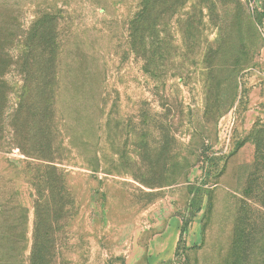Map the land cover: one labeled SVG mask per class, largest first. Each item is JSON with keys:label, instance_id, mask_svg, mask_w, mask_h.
Instances as JSON below:
<instances>
[{"label": "rangeland", "instance_id": "1", "mask_svg": "<svg viewBox=\"0 0 264 264\" xmlns=\"http://www.w3.org/2000/svg\"><path fill=\"white\" fill-rule=\"evenodd\" d=\"M155 1V41L172 48L164 96L178 97L203 116L207 84L221 83L219 95L212 94L216 120L199 125L195 142L196 126L187 117L177 121L179 163L196 151L187 177L176 173V184L149 187L122 172L107 174L105 166L100 172L63 166L66 187L59 204L39 186L40 162L12 146V115L24 85L16 62L34 31L47 21L55 34L58 20L57 40L71 53L67 60L77 64L84 48L90 74L104 73L106 114L137 117L131 140L118 129L119 164L135 161L150 177L162 169L155 160L168 153L162 133L145 137L142 118L164 113L160 83L143 73L141 62L122 54L139 0H0V264H32L37 249L50 251L51 264H264V0H181L165 13L160 9L169 0ZM196 29L208 43L228 46V53L248 61L236 79L230 73L235 58L228 54L208 69L205 56L194 66L187 62ZM97 95L95 86L86 94L65 92L64 116L77 120L79 114L84 125L94 121ZM108 135L103 131L98 147L103 164L112 158ZM64 155L82 162L77 151ZM247 190L255 195L246 197ZM48 233L54 249L43 244Z\"/></svg>", "mask_w": 264, "mask_h": 264}, {"label": "trees", "instance_id": "2", "mask_svg": "<svg viewBox=\"0 0 264 264\" xmlns=\"http://www.w3.org/2000/svg\"><path fill=\"white\" fill-rule=\"evenodd\" d=\"M163 1V0H162ZM181 0H169L168 3L163 1V6L160 10L162 13L168 11L171 7L179 5ZM238 3V2H236ZM155 0H139L138 12L127 24V38L126 44L123 46V56L127 59L134 58L142 63V71L149 78L160 83L156 87L158 96L160 97L164 113L151 115L147 112L142 118L144 121L145 137L149 136L150 132L159 131L162 133V140L167 144L166 156L157 158L156 164L162 169L154 171L150 177H147L142 168L137 166L135 161L127 160L120 165L119 158V137L117 135L118 129L123 132V136L127 140H131L136 135V119L134 115L123 116L113 113L112 110L107 113V107L110 104L106 99V86L104 73L97 70L95 75H91L87 66L88 58L86 49H81V58H77V64L72 58L67 60L69 50L65 48L57 39L60 32L58 30L59 21L55 24V34L50 33V28H47V21L41 25L34 32L33 41L24 46V58L18 60L16 64L21 67V72L24 76L21 95L19 96V106L12 115V146L19 149L27 158L38 160L43 170V176L39 181L41 190L50 191L47 199H55L59 204L64 201L65 193V169L63 166H78L85 170L94 172L103 171V166L107 167L105 170L107 174L120 176L123 175L134 176L142 185L154 187L176 184L179 179L178 174L182 173L183 178L188 175V169L193 165L192 161L195 158L196 148L188 158H183V162L179 163V158L175 156L176 148V130L177 121H182L187 117L189 124H194V132L192 135V142L198 141L200 138L199 125L210 123L216 120L217 110L212 103V94L216 97L219 95L218 90L221 83L213 86L207 84V97L203 116L195 115L192 108L184 106L178 97L164 96L167 92L166 78L171 71L170 57L171 47L167 42L155 41ZM191 27V26H190ZM193 27V25H192ZM196 34L193 35V41L189 44V51L192 58L188 59L194 66L195 62H199L204 56L206 57V69L213 68V63L217 60H226V55L234 57V65L231 66V77L236 79L238 74L245 69L248 61L241 62L236 54L226 51L227 47L218 44L217 42L208 43V40L196 29ZM53 36V38H52ZM55 37V38H54ZM38 41H34L37 39ZM226 44V43H225ZM178 50V47H173ZM232 49V48H231ZM230 50V47H229ZM66 54V55H65ZM203 64V60L201 61ZM190 64V65H191ZM181 65L177 72H180ZM222 68V66H218ZM187 68L184 67V71ZM220 70V69H218ZM214 72L207 74L208 81L215 79ZM181 75V74H180ZM191 76H189L190 78ZM180 78H183L180 77ZM220 79V78H219ZM218 79V80H219ZM226 81V80H225ZM224 81V82H225ZM96 88L97 100L95 107L99 113V117L94 121H89L86 125L80 122V115L78 119H70L64 116L61 104L63 94L65 92H73L75 95L79 93H90L92 87ZM232 90V89H231ZM179 94V91H178ZM215 97V98H216ZM114 102L113 107H117ZM150 106V105H149ZM60 107V109H59ZM149 109V108H148ZM149 111V110H148ZM107 115V117H106ZM88 118V116H87ZM87 126V128H85ZM109 133V144L111 148L109 153L112 155L108 164L104 162L106 157L100 156L99 142L101 135ZM2 133V126H0V134ZM203 133V132H202ZM1 139V136H0ZM68 141V146L64 147V142ZM204 144V143H203ZM77 151L82 157L81 164H77L71 156H65L66 150ZM198 157V156H197ZM163 159H166L170 169L165 174V167L161 166ZM258 166H261L259 162ZM135 168V169H134ZM57 191L58 195L54 196ZM255 192L247 190L246 197H253ZM257 197V196H255ZM59 217L64 215L63 209L60 207L57 210ZM44 213L41 217L39 215L40 230L44 223L43 217H47ZM40 238L37 239L38 246H40ZM54 249L53 237L48 236L44 245ZM52 255L47 250H35L32 257V264H51Z\"/></svg>", "mask_w": 264, "mask_h": 264}]
</instances>
